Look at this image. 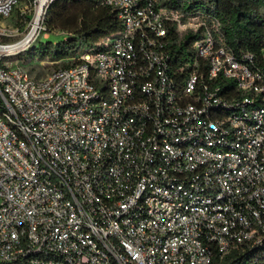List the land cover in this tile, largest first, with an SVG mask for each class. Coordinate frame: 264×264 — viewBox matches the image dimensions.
<instances>
[{"label": "built area", "instance_id": "1", "mask_svg": "<svg viewBox=\"0 0 264 264\" xmlns=\"http://www.w3.org/2000/svg\"><path fill=\"white\" fill-rule=\"evenodd\" d=\"M54 1L0 0V21L26 5L35 44ZM100 2L122 29L69 68L36 77L0 51V264H264L255 56L201 12Z\"/></svg>", "mask_w": 264, "mask_h": 264}, {"label": "trees", "instance_id": "2", "mask_svg": "<svg viewBox=\"0 0 264 264\" xmlns=\"http://www.w3.org/2000/svg\"><path fill=\"white\" fill-rule=\"evenodd\" d=\"M157 2L160 7H170L185 16L201 12L217 19L227 46L236 55L253 54L256 65L264 74V0H157ZM13 15L15 25L21 28L31 20V16L22 15L19 10H15ZM45 15L50 18V28L63 30L72 35L56 43L40 41L32 44L25 57L49 59L54 62L69 60L68 63H62L59 68H69L76 64L78 54L84 48L95 47L103 39L117 34L122 29L116 11L101 5L100 0H55L47 8ZM171 31L175 34L173 28ZM195 39L196 36L187 35L184 42L172 48L173 52L179 56L185 54L184 51ZM232 86L231 82L222 85L223 89L225 87L231 89ZM237 256L236 252L224 259L216 256L214 264H239Z\"/></svg>", "mask_w": 264, "mask_h": 264}, {"label": "rangeland", "instance_id": "3", "mask_svg": "<svg viewBox=\"0 0 264 264\" xmlns=\"http://www.w3.org/2000/svg\"><path fill=\"white\" fill-rule=\"evenodd\" d=\"M18 10H23L26 13H28L26 5L24 4L21 5L18 8ZM13 16H11L9 19L0 21V24L2 23L8 29L12 30L15 33V35L9 38L0 37V44H15L16 42L24 38L28 32L27 29L32 19L27 22L25 27L21 28L15 25L16 21ZM15 17H16V14H15ZM49 21H50V18L46 17L45 15L41 21V24H43V26L46 27V30H43L42 33H40V36L37 39L36 44L39 43L40 41H53L55 43L60 42V41L66 40L68 37L72 35L63 30H55L53 28H50ZM30 46L31 45H27L26 47L19 49L21 52H18V50L15 51L11 56L5 58L4 60H6L8 65L10 66H13V65L25 66L30 71V73L36 77L46 76L47 74L61 67L62 63L69 62V60H65L62 62H54L49 59L40 60V59L27 58L25 57V54H26V51L30 48Z\"/></svg>", "mask_w": 264, "mask_h": 264}, {"label": "bare ground", "instance_id": "4", "mask_svg": "<svg viewBox=\"0 0 264 264\" xmlns=\"http://www.w3.org/2000/svg\"><path fill=\"white\" fill-rule=\"evenodd\" d=\"M45 0H42V3H44ZM39 17L36 18V21L33 23L31 30L28 31L26 36L22 38L20 41L16 42L15 44H7L6 46H0V51L3 52H14L18 49L26 47L31 39H33L34 36H36V32L39 28ZM30 32V33H29Z\"/></svg>", "mask_w": 264, "mask_h": 264}]
</instances>
